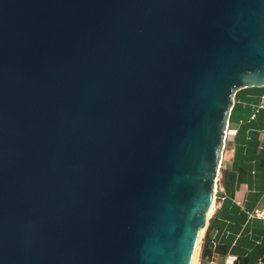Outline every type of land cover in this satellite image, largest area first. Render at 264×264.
Instances as JSON below:
<instances>
[{
	"label": "water",
	"instance_id": "water-1",
	"mask_svg": "<svg viewBox=\"0 0 264 264\" xmlns=\"http://www.w3.org/2000/svg\"><path fill=\"white\" fill-rule=\"evenodd\" d=\"M264 0H0V264H193Z\"/></svg>",
	"mask_w": 264,
	"mask_h": 264
},
{
	"label": "crops",
	"instance_id": "crops-1",
	"mask_svg": "<svg viewBox=\"0 0 264 264\" xmlns=\"http://www.w3.org/2000/svg\"><path fill=\"white\" fill-rule=\"evenodd\" d=\"M263 207L264 87H244L234 96L196 264H264V220L247 214Z\"/></svg>",
	"mask_w": 264,
	"mask_h": 264
},
{
	"label": "built area",
	"instance_id": "built-area-1",
	"mask_svg": "<svg viewBox=\"0 0 264 264\" xmlns=\"http://www.w3.org/2000/svg\"><path fill=\"white\" fill-rule=\"evenodd\" d=\"M226 140H227V131H226V136H225V143H226ZM241 206H243L242 203H241ZM247 214L250 218H258V219L264 220V207L255 209L254 211H248Z\"/></svg>",
	"mask_w": 264,
	"mask_h": 264
},
{
	"label": "bare ground",
	"instance_id": "bare-ground-1",
	"mask_svg": "<svg viewBox=\"0 0 264 264\" xmlns=\"http://www.w3.org/2000/svg\"><path fill=\"white\" fill-rule=\"evenodd\" d=\"M211 212V211H210ZM210 212H209V215H210ZM204 233V230L202 231V234ZM197 255H198V252H197V254H196V257H195V259H194V262H193V264H196V260H197Z\"/></svg>",
	"mask_w": 264,
	"mask_h": 264
}]
</instances>
